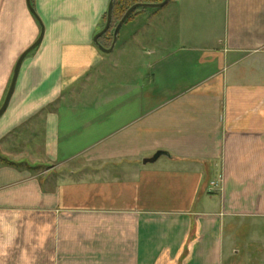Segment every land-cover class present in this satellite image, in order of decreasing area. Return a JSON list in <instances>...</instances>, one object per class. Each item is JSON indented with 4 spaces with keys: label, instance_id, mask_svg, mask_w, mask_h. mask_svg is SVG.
<instances>
[{
    "label": "crops",
    "instance_id": "0c3cea01",
    "mask_svg": "<svg viewBox=\"0 0 264 264\" xmlns=\"http://www.w3.org/2000/svg\"><path fill=\"white\" fill-rule=\"evenodd\" d=\"M110 1L31 0L45 36L0 119V155L20 159L21 136L45 169L0 164V264H264V0H171L121 29L115 49L137 64L115 103L99 91L49 112L96 64ZM41 32L27 0H0V108Z\"/></svg>",
    "mask_w": 264,
    "mask_h": 264
},
{
    "label": "rangeland",
    "instance_id": "374dc122",
    "mask_svg": "<svg viewBox=\"0 0 264 264\" xmlns=\"http://www.w3.org/2000/svg\"><path fill=\"white\" fill-rule=\"evenodd\" d=\"M150 1V0H147ZM176 0H173L172 2H175ZM169 3L166 7L163 9H148V8H142L136 10L131 17L128 19L127 23L125 24V30L129 29L131 25H136L137 23H142L146 24L148 20L154 16L155 14H160L161 16L164 15L165 13L170 12L174 8L173 3ZM142 3V2H138ZM122 16L117 14L116 17L112 19V24L111 28L106 33L100 40H99V45L106 49H110L111 46L113 45L114 41V34L115 30L119 24V19ZM162 20V19H161ZM107 22V13L103 15L99 25L97 26L96 32L93 36L99 34L102 32V30L105 28ZM94 41V39H93ZM126 41H130V37L127 38ZM92 48L95 50L98 58L96 59V64H93L87 71H85V74L80 77V79L75 82V85L73 87H65L61 91V95L59 98L57 97L55 101H53L51 104H49V108L47 109L49 112H53L56 110L57 106L63 105L65 103H72V104H84V100L87 98H91V96L96 97L99 96V91H102L104 93V98L103 101L107 103H115L116 95H120L118 92H116V88H118L117 83L119 82V79L117 78L118 75H122L123 79L128 78V76L132 73L134 69L131 71V68L135 66L136 61H137V56L130 54L128 58L123 57L122 59L119 56V48L114 49V51L110 54H106L102 51L99 50L98 45L95 43H92ZM40 48L35 49L31 55L37 53ZM147 49H145L146 51ZM76 56H88L86 50H75L74 52ZM66 56V53L64 54ZM144 60H148L147 56H144ZM122 65V67H121ZM121 68V69H120ZM84 69L83 66L77 65L76 66V71L77 72H82ZM118 80H117V79ZM120 78V77H119ZM164 82L163 80H158L156 84V90L158 91L161 89L163 86ZM86 90V91H84ZM91 92V94L89 93ZM159 92V91H158ZM8 93V92H7ZM89 94V95H88ZM75 95V96H73ZM78 95V96H77ZM73 96V98H72ZM85 99H83V98ZM141 96H139V99ZM140 101V100H139ZM139 104H142L141 102H138ZM156 104L157 101L155 102ZM32 125V124H31ZM30 125V126H31ZM28 138V137H27ZM19 140L13 141L14 146L13 148V153L17 156L20 157V159L12 160L16 163H27L31 167L30 169H27L23 167V169L32 172V173H39L44 171L45 167L44 166H37L35 164H31L29 162L25 161V155L28 154L27 156L31 155L32 157L34 156V148L32 146L25 147L24 143L22 144L19 143L21 141V136L17 138ZM32 140L31 138H28Z\"/></svg>",
    "mask_w": 264,
    "mask_h": 264
},
{
    "label": "water",
    "instance_id": "95a60500",
    "mask_svg": "<svg viewBox=\"0 0 264 264\" xmlns=\"http://www.w3.org/2000/svg\"><path fill=\"white\" fill-rule=\"evenodd\" d=\"M171 0H164L162 3H159V4H143V3H138L136 5H134L133 7H131L127 12L126 14L124 15V17L122 18V20L119 22L116 30H115V34H114V41H113V45L111 46L110 49H106L104 47H102L101 45H99V40L106 34L108 33V31L110 30L111 28V24H112V19H113V8H114V3H115V0H111L110 1V4H109V7H108V12H107V22H106V25H105V28L102 30V32H100L99 34H97L94 38V43L96 45H98V48L100 51L106 53V54H110L114 51L115 49V46H116V43L118 41V36H119V33L121 31V29L123 28V26L127 23L128 19L131 17V15L138 9H142V8H148V9H163L164 7H166L169 3H170ZM27 4H28V7L30 9V11L32 12V14L35 16V18L39 21L41 27H42V32H41V35L39 37V39L29 48L27 49L19 58L17 64H16V67H15V70H14V74H13V78H12V81H11V84H10V87H9V90H8V93H7V96L5 98V101L2 105V107L0 108V119L1 117L6 113L8 107H9V104L11 102V99L13 97V94L15 92V89H16V84H17V81H18V77H19V73H20V69H21V66L24 62V60L26 59V57L32 52L34 51L35 49H37L43 42V39H44V36H45V27H44V24L42 23L41 19L39 18L38 14L36 13V11L34 10V8L32 7L31 5V0H27ZM163 155H167L166 153L164 152H158L154 158L152 159H149V160H145V164L147 163H153V162H156L161 156Z\"/></svg>",
    "mask_w": 264,
    "mask_h": 264
},
{
    "label": "trees",
    "instance_id": "16d2710c",
    "mask_svg": "<svg viewBox=\"0 0 264 264\" xmlns=\"http://www.w3.org/2000/svg\"><path fill=\"white\" fill-rule=\"evenodd\" d=\"M164 0H115L114 8H113V18L119 15L122 17L119 21L122 20L126 12L133 7L134 5L138 4V2H142L143 4H159L162 3ZM0 164L8 167H12L15 169H23V167L30 169V165L27 163H16L8 158L3 157L0 155Z\"/></svg>",
    "mask_w": 264,
    "mask_h": 264
}]
</instances>
